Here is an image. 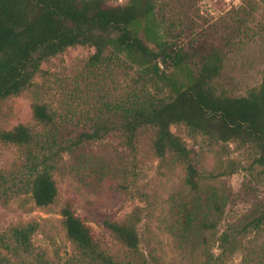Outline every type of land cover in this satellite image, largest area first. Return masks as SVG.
I'll return each mask as SVG.
<instances>
[{"label": "rangeland", "instance_id": "rangeland-1", "mask_svg": "<svg viewBox=\"0 0 264 264\" xmlns=\"http://www.w3.org/2000/svg\"><path fill=\"white\" fill-rule=\"evenodd\" d=\"M127 1L107 0L111 5ZM155 12L163 41L185 56L180 66L159 61L170 77L183 80L189 73L196 74L211 56L220 59L219 74L212 80L218 93L247 95L260 85L264 76V0H161ZM140 36L152 51L158 50L142 30ZM94 52L93 46L76 45L43 62L26 90L0 101V129L24 124L36 133L47 131L48 126L32 115L34 102L46 104L55 113L60 135L65 137L92 131L96 123L116 121L118 115L104 103H117L141 86V67L124 52L114 62L93 65L90 57ZM147 87L158 97L168 98L171 92L161 81L149 82ZM171 130L182 138L201 174L200 191L185 183L184 163L172 152L157 155L153 126L140 127L130 141L117 127L84 142L74 154H64L52 170L58 192L47 206L36 205L24 189L26 147L0 141V173L6 177L0 186V237L10 245L0 241L2 255L10 264H33L42 258L59 264H95L66 234L62 209L69 206L91 227L100 247L118 261L262 264L264 225L259 230L242 229L264 203V166L255 162V145L237 138L222 141L194 132L183 122L172 124ZM81 154L85 160L106 165L108 173L90 184L86 182L89 177L82 181L73 167ZM211 188L225 202L221 211H207V220L214 227L201 223L202 208L184 230L178 224L177 205L194 204ZM106 220L134 221L138 247L123 244ZM29 225L34 228L31 251L14 250L17 243L12 228ZM224 231L232 233L233 243L223 252L220 235Z\"/></svg>", "mask_w": 264, "mask_h": 264}, {"label": "trees", "instance_id": "trees-1", "mask_svg": "<svg viewBox=\"0 0 264 264\" xmlns=\"http://www.w3.org/2000/svg\"><path fill=\"white\" fill-rule=\"evenodd\" d=\"M160 1L128 0L122 5H111L107 0H0V101L26 90L41 71L43 62L76 45L95 48L90 57L93 65L114 62L124 52L141 67L138 76L141 86L134 87L117 103H104L107 109L118 115L110 124L96 123L92 131L82 130L71 137L61 136L55 113L46 104L34 102L32 115L39 123L48 126L47 131L36 133L24 124L0 129L1 142L26 147L24 168L27 177L23 184L36 205L47 206L55 200L58 191L52 170L58 167L64 154H74L84 142L97 139L102 131L106 133L117 127L130 141L140 127L153 126L156 129L155 152L161 157L172 152L181 160L185 166L184 181L196 192L201 190V174L182 138L171 130L172 124L183 122L194 132L222 141L237 138L251 142L257 149L255 162L264 166V76L260 85L247 95L218 93L212 80L219 74L220 59L210 56L205 58L196 74L189 73L183 80L170 77L161 69L159 61L180 66L185 56L162 39L155 12ZM141 30L146 40L157 45V51L147 46L140 36ZM108 48L110 51L105 53ZM152 81L169 85V97H158L148 90L147 85ZM80 156L82 159L78 157L73 167L82 181L89 177L86 182L90 184L108 173L107 166L100 161L85 160L82 154ZM5 180L0 173V186ZM204 193L205 197L197 199L194 204L188 201L189 207L183 202L177 205L178 224L184 230L191 227L202 208L201 223L214 227V223L207 220V211H221L225 202L212 188ZM62 215L67 236L89 261L95 264H140L115 260L100 247L91 227L69 206L62 209ZM105 224L127 247H138L139 236L134 221L106 220ZM263 225L264 203L242 225V229L259 230ZM33 230L30 225L12 228V237L17 243L14 250L31 251ZM231 235L227 231L220 235L223 252L231 249ZM0 241L4 246H10L1 237ZM259 262L264 264V250ZM0 264H10L1 252ZM33 264L59 263L42 258ZM215 264L222 263L217 260Z\"/></svg>", "mask_w": 264, "mask_h": 264}]
</instances>
